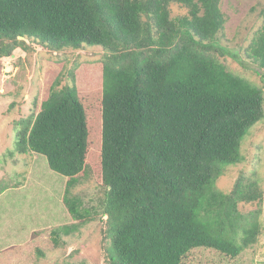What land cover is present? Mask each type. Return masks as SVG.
Listing matches in <instances>:
<instances>
[{"label":"trees","instance_id":"trees-1","mask_svg":"<svg viewBox=\"0 0 264 264\" xmlns=\"http://www.w3.org/2000/svg\"><path fill=\"white\" fill-rule=\"evenodd\" d=\"M221 2L0 0V60L34 46L104 52L81 75L50 79L14 123L11 155L43 156L67 180L72 223L52 230L55 247L96 221L108 264H183L206 249L237 258L257 243L259 214L239 207L262 201L260 183L240 172L226 193L217 182L264 118V91L221 58L252 63L264 83V25L229 49ZM89 178L97 207L72 196Z\"/></svg>","mask_w":264,"mask_h":264},{"label":"rangeland","instance_id":"rangeland-1","mask_svg":"<svg viewBox=\"0 0 264 264\" xmlns=\"http://www.w3.org/2000/svg\"><path fill=\"white\" fill-rule=\"evenodd\" d=\"M172 9L174 15L185 13L178 6ZM221 10L226 18L223 43L241 53L264 25V0H222ZM103 56L100 47L53 52L34 46L30 52L16 51L0 60V264H108L99 221L81 226L55 247L52 230L72 223L63 203L67 180L51 171L43 156L11 155L18 132L15 121L34 111V101L43 99L50 79L72 72L81 75L82 65ZM244 61L221 58L228 71L264 91L255 66ZM240 153L242 162L227 168L217 188L228 193L240 172H245L264 190V118L245 135ZM72 196L80 197L86 207H97L102 193L94 178H89L72 190ZM239 209L259 214L261 234L256 244L237 258L201 250L190 254L183 264H264V198Z\"/></svg>","mask_w":264,"mask_h":264}]
</instances>
